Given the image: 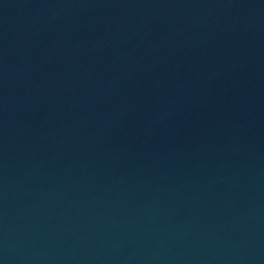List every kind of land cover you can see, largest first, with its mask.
<instances>
[{"label":"water","instance_id":"95a60500","mask_svg":"<svg viewBox=\"0 0 264 264\" xmlns=\"http://www.w3.org/2000/svg\"><path fill=\"white\" fill-rule=\"evenodd\" d=\"M0 264H264V0H0Z\"/></svg>","mask_w":264,"mask_h":264}]
</instances>
